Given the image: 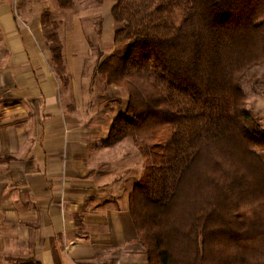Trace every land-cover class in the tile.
Segmentation results:
<instances>
[{
    "label": "trees",
    "instance_id": "obj_1",
    "mask_svg": "<svg viewBox=\"0 0 264 264\" xmlns=\"http://www.w3.org/2000/svg\"><path fill=\"white\" fill-rule=\"evenodd\" d=\"M189 1L180 25L166 0L114 7L116 49L97 75L129 104L104 145L131 139L145 160L130 213L148 264H264V128L245 90L264 65V0Z\"/></svg>",
    "mask_w": 264,
    "mask_h": 264
},
{
    "label": "crops",
    "instance_id": "obj_2",
    "mask_svg": "<svg viewBox=\"0 0 264 264\" xmlns=\"http://www.w3.org/2000/svg\"><path fill=\"white\" fill-rule=\"evenodd\" d=\"M118 1L0 0V264H148L130 213L145 160L104 145L129 104L97 75Z\"/></svg>",
    "mask_w": 264,
    "mask_h": 264
},
{
    "label": "rangeland",
    "instance_id": "obj_3",
    "mask_svg": "<svg viewBox=\"0 0 264 264\" xmlns=\"http://www.w3.org/2000/svg\"><path fill=\"white\" fill-rule=\"evenodd\" d=\"M166 4L170 8L176 25H180V23L193 12L189 0H166ZM246 78L245 90L247 94V107L264 128V65L248 73ZM115 151L120 154L122 148L118 147ZM133 170L134 171L129 174V182H132L133 178L139 173L137 164L133 166Z\"/></svg>",
    "mask_w": 264,
    "mask_h": 264
}]
</instances>
